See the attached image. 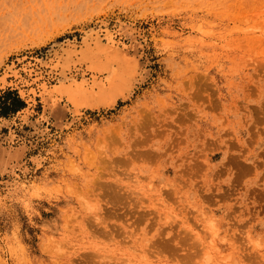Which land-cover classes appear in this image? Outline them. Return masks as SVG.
<instances>
[{
  "label": "rangeland",
  "instance_id": "obj_1",
  "mask_svg": "<svg viewBox=\"0 0 264 264\" xmlns=\"http://www.w3.org/2000/svg\"><path fill=\"white\" fill-rule=\"evenodd\" d=\"M93 32L114 108L0 85V264H264V0H0V76Z\"/></svg>",
  "mask_w": 264,
  "mask_h": 264
},
{
  "label": "bare ground",
  "instance_id": "obj_2",
  "mask_svg": "<svg viewBox=\"0 0 264 264\" xmlns=\"http://www.w3.org/2000/svg\"><path fill=\"white\" fill-rule=\"evenodd\" d=\"M106 39L108 42H103L93 32L79 44L54 48L49 62L40 61V69L50 64L57 79L61 78L56 85L49 86L42 70L38 72L34 64L23 65L20 69L9 66L6 73L0 76V85L3 86L8 77L15 78V81L25 84L26 89L21 91L23 96L34 98L39 93L53 101L63 100L73 115L112 109L119 100H126L132 93L137 83L139 66L134 55L128 56L115 45L112 34H106ZM87 74L89 79L84 77ZM77 75H81L82 80H75Z\"/></svg>",
  "mask_w": 264,
  "mask_h": 264
}]
</instances>
